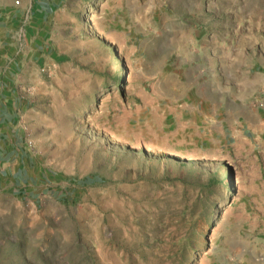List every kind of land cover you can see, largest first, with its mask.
I'll use <instances>...</instances> for the list:
<instances>
[{
	"label": "rangeland",
	"instance_id": "rangeland-1",
	"mask_svg": "<svg viewBox=\"0 0 264 264\" xmlns=\"http://www.w3.org/2000/svg\"><path fill=\"white\" fill-rule=\"evenodd\" d=\"M0 95V264H264V0H0Z\"/></svg>",
	"mask_w": 264,
	"mask_h": 264
},
{
	"label": "crops",
	"instance_id": "crops-1",
	"mask_svg": "<svg viewBox=\"0 0 264 264\" xmlns=\"http://www.w3.org/2000/svg\"><path fill=\"white\" fill-rule=\"evenodd\" d=\"M1 98H2V96L0 95V105L2 104ZM246 104L247 103H245V105ZM240 108H241V112L239 114H241V116H243L242 117L243 118L242 122L245 123L243 125L242 129L240 130V135L241 136H244V135L246 136L247 133H254V132L262 133V132L259 131V127H258L259 124H258V121H257L258 115H260L259 112L251 111L250 114H248V113L245 114L243 110L246 109V108L244 106H240ZM247 116H251V117H254V118L256 117V119L254 121H249L250 119H247ZM260 121H262V120H260ZM260 121H259V123H260Z\"/></svg>",
	"mask_w": 264,
	"mask_h": 264
}]
</instances>
